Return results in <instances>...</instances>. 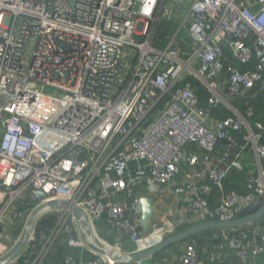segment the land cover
I'll use <instances>...</instances> for the list:
<instances>
[{"label":"built area","instance_id":"1","mask_svg":"<svg viewBox=\"0 0 264 264\" xmlns=\"http://www.w3.org/2000/svg\"><path fill=\"white\" fill-rule=\"evenodd\" d=\"M164 20L175 31L159 48L155 32ZM253 60L254 69L237 65ZM189 77L208 88L210 107L224 104L235 114L213 119ZM257 86L264 91V0H0V260L34 211L51 201L70 202L87 222L70 209L44 211L21 253L5 264H53L58 245L94 255L67 256L65 264H117L87 233L131 254L182 225L237 218L264 198V126L257 123L254 133L252 109L241 113L231 104ZM243 130L260 168L248 176L245 195L225 190L241 162L215 154L219 138L236 145ZM212 162L206 181L175 186L185 197L183 213L146 231L140 199L154 197L185 167ZM214 190L220 201L210 207ZM50 216L55 221L47 225ZM99 220L113 239L101 235ZM217 238L239 261L264 264L260 224L224 229ZM198 245L187 242L180 264H205Z\"/></svg>","mask_w":264,"mask_h":264},{"label":"trees","instance_id":"2","mask_svg":"<svg viewBox=\"0 0 264 264\" xmlns=\"http://www.w3.org/2000/svg\"><path fill=\"white\" fill-rule=\"evenodd\" d=\"M175 31L174 22L172 21H162L156 28L155 32V45L159 48H162L166 45L167 41L172 37ZM184 35V34H183ZM185 49H188L187 45H190V39L187 36H184L182 41ZM242 71L254 69L256 65V60H253L249 64H237ZM188 81L192 84V87L195 89L198 98H199V106L209 110L211 117L215 120L217 119H225L229 116H233L234 111L224 105L220 104L216 107H210L209 105V97L211 95L208 88L203 85L197 78L189 77ZM245 97H236L231 100V104L234 108H236L241 113H245L249 108L253 111V116L249 118V123L252 126L253 130H259L256 126L257 123H261L264 126V91L260 90V87H255L251 89ZM247 131L243 130L242 132H238L235 134L236 137V145H231L230 142L226 138H219L217 142V149L215 154L217 156H223L225 153L228 154V161L231 162L233 159H238L242 164V169L233 168L230 170L228 178L225 182V190L228 193L240 192V188L244 187L243 191L247 188V178L251 174H255L248 169H245L243 164V153L252 148V143L246 139ZM261 144L264 145V138L260 141ZM189 149L191 150H199L196 145H189ZM239 154V156H238ZM217 162H212L211 164L201 163L196 168H201L200 180L206 181L208 179V170L215 166ZM244 185V186H243ZM247 192V190H246ZM220 193L217 190H214L209 196L210 199V207H215L218 205L220 201L219 197ZM45 221V224L52 225L55 221L53 216L48 217ZM189 226L182 225L178 227V231H181ZM177 231V232H178ZM220 234L222 230H208L201 233H198L183 242H189L192 239L201 240V237L204 235H211L212 233ZM182 243V242H181ZM177 245V244H176ZM65 255V246L58 245L56 247V253L49 259L53 264H65V260L63 256ZM64 260V261H63ZM153 264V263H152Z\"/></svg>","mask_w":264,"mask_h":264},{"label":"water","instance_id":"3","mask_svg":"<svg viewBox=\"0 0 264 264\" xmlns=\"http://www.w3.org/2000/svg\"><path fill=\"white\" fill-rule=\"evenodd\" d=\"M140 205L142 209V226L146 231H148L152 223L155 212L153 197L147 195L143 196L140 199ZM59 208L70 209L82 226L85 225V223L87 222L84 213L78 207L74 206L68 201H51L47 205L40 206L31 215L30 221L28 225L25 227L22 234L20 235L19 240L15 245V247L10 251V253L7 256H5L3 259L0 260V264L7 263L8 261L15 258L21 253V251L23 250L24 246L27 243L28 237L31 234L39 216L44 211L50 209H59ZM260 220H261L260 225L264 226V200L262 197H257L245 209H243L240 215L235 219L228 221L207 220L204 222L191 225L181 231H178L170 235L169 237L164 239L161 243L152 247L151 249L142 252L123 254L118 251H114L108 247L99 244L95 238V235L92 233H87L86 239L91 246L102 251L107 256L111 257L115 262L123 264V263L146 261L148 259L155 258L159 254L166 251L168 248L176 244H179L184 240L204 231L214 230V229L224 230V229L237 228ZM161 226L162 225H157L155 228ZM37 231L38 228L36 229V232Z\"/></svg>","mask_w":264,"mask_h":264},{"label":"crops","instance_id":"4","mask_svg":"<svg viewBox=\"0 0 264 264\" xmlns=\"http://www.w3.org/2000/svg\"><path fill=\"white\" fill-rule=\"evenodd\" d=\"M246 131L248 133V130ZM254 133L258 134L259 130H255ZM242 159L245 169H248L251 172H254L255 174L260 171V168L258 166V157L253 148H250L249 150L244 152ZM197 166L185 167L182 173L176 178L175 181L165 186H162L161 189L157 192V194L154 195L153 198L156 211L153 217V222L151 224H154L157 221L161 222L165 220L166 217L173 218L174 213H179V215L183 213L185 197L175 192V186L181 183L189 182L191 180H194V178L200 176L199 172L201 171V168H196ZM262 166L264 168V160L262 161ZM243 189L244 187H242V189H239V194L245 195L247 193L246 189L244 191ZM171 213H173V215ZM254 223L259 225L261 223V220L255 221ZM261 227L262 229H264V226ZM110 232L111 231L108 230L105 236L109 237V239H113V234H111ZM217 234L218 233L213 232L209 236L204 235L199 241L198 250L205 264H250L249 261L247 263L239 261L230 246L220 247ZM186 244V242H182L177 245H174L168 248L163 253L156 256L155 258L144 261L143 264H155L156 262L158 263L165 261L171 262L172 264H180V259L185 252ZM249 251H252L251 247L249 248ZM67 256H72L77 260H90L94 257V255L88 252L87 250L81 251L80 249H74L65 246V255L63 256L64 260ZM258 258L259 260L264 261V255H260ZM123 264H138V262Z\"/></svg>","mask_w":264,"mask_h":264},{"label":"rangeland","instance_id":"5","mask_svg":"<svg viewBox=\"0 0 264 264\" xmlns=\"http://www.w3.org/2000/svg\"><path fill=\"white\" fill-rule=\"evenodd\" d=\"M96 224H97V228L100 230L101 235H106L107 231L108 230L110 231L109 227L106 226L104 220H99L97 221Z\"/></svg>","mask_w":264,"mask_h":264}]
</instances>
